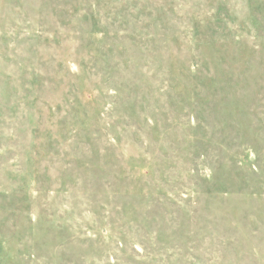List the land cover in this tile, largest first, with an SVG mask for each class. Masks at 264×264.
Segmentation results:
<instances>
[{
	"label": "rangeland",
	"instance_id": "obj_1",
	"mask_svg": "<svg viewBox=\"0 0 264 264\" xmlns=\"http://www.w3.org/2000/svg\"><path fill=\"white\" fill-rule=\"evenodd\" d=\"M0 264H264V0H0Z\"/></svg>",
	"mask_w": 264,
	"mask_h": 264
}]
</instances>
